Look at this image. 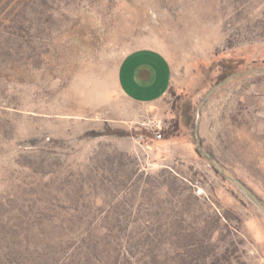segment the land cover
Wrapping results in <instances>:
<instances>
[{
    "label": "rangeland",
    "instance_id": "rangeland-1",
    "mask_svg": "<svg viewBox=\"0 0 264 264\" xmlns=\"http://www.w3.org/2000/svg\"><path fill=\"white\" fill-rule=\"evenodd\" d=\"M138 47L153 103L117 86ZM263 261L264 0H0V264Z\"/></svg>",
    "mask_w": 264,
    "mask_h": 264
},
{
    "label": "crops",
    "instance_id": "crops-1",
    "mask_svg": "<svg viewBox=\"0 0 264 264\" xmlns=\"http://www.w3.org/2000/svg\"><path fill=\"white\" fill-rule=\"evenodd\" d=\"M171 75V64L164 53L152 47H138L121 57L116 81L121 93L130 101L145 104L164 95Z\"/></svg>",
    "mask_w": 264,
    "mask_h": 264
},
{
    "label": "trees",
    "instance_id": "trees-1",
    "mask_svg": "<svg viewBox=\"0 0 264 264\" xmlns=\"http://www.w3.org/2000/svg\"><path fill=\"white\" fill-rule=\"evenodd\" d=\"M162 132H163L164 138H169V136H170L169 132L161 131V136H162ZM91 134H93V135H102V134L128 135V134H132V133H130L128 131L121 130V129H117V128H114V129L108 128V129H105L104 131L92 132ZM133 134H135V135L143 134L147 140L151 139L153 136L152 132L148 129H139V130H136Z\"/></svg>",
    "mask_w": 264,
    "mask_h": 264
},
{
    "label": "built area",
    "instance_id": "built-area-1",
    "mask_svg": "<svg viewBox=\"0 0 264 264\" xmlns=\"http://www.w3.org/2000/svg\"><path fill=\"white\" fill-rule=\"evenodd\" d=\"M160 128L161 127L159 125H157V128H154L153 130H151L152 135H153L151 139H160L161 138ZM136 140H137V142L140 143V142L146 141L147 139H146V137L143 134H138L136 136Z\"/></svg>",
    "mask_w": 264,
    "mask_h": 264
}]
</instances>
